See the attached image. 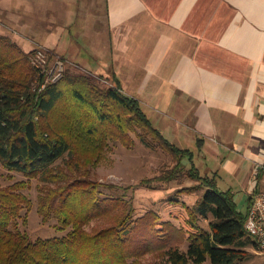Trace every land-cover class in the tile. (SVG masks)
I'll list each match as a JSON object with an SVG mask.
<instances>
[{"label": "trees", "instance_id": "1", "mask_svg": "<svg viewBox=\"0 0 264 264\" xmlns=\"http://www.w3.org/2000/svg\"><path fill=\"white\" fill-rule=\"evenodd\" d=\"M39 49L27 51L0 33V162L8 171L25 176L0 185V264H137L139 255L151 251L146 239L158 218H134L133 204L128 206L124 196L106 195L104 188L112 190L113 186L96 179L91 165L101 160L111 141L135 146L131 133L146 147H160L173 155L175 166L156 179L176 181L179 172L190 166L188 173L200 184L178 191L205 189L195 206L188 208L187 250L175 245L168 248L173 241L169 235V239L161 237L166 244L163 256L171 264L207 260L239 264L249 259L247 248H257L258 242L246 224L255 195L262 191L261 172L255 175L247 211H240L235 191L222 189L216 173L204 174L196 165L194 150L168 140L139 100L123 91L114 74L109 80L68 65L63 77L54 82L33 63ZM46 53L50 66L55 54L49 49ZM96 144L94 154H84ZM34 180L38 181V211L44 221L57 220V229L66 231L62 236L32 240L21 228L20 221H27L23 210L33 206L24 191ZM106 216L113 217L112 223L87 228ZM201 218L208 220L209 229L200 225ZM170 228L182 230L175 225ZM136 239L142 245L135 246Z\"/></svg>", "mask_w": 264, "mask_h": 264}, {"label": "crops", "instance_id": "2", "mask_svg": "<svg viewBox=\"0 0 264 264\" xmlns=\"http://www.w3.org/2000/svg\"><path fill=\"white\" fill-rule=\"evenodd\" d=\"M104 3L108 56L87 62L114 74L153 125L192 145L203 166L221 160L250 192L261 172L264 190V0Z\"/></svg>", "mask_w": 264, "mask_h": 264}, {"label": "rangeland", "instance_id": "3", "mask_svg": "<svg viewBox=\"0 0 264 264\" xmlns=\"http://www.w3.org/2000/svg\"><path fill=\"white\" fill-rule=\"evenodd\" d=\"M92 11L97 13L95 18H91ZM104 13V0H0V33L12 37L27 51L35 48L49 49L64 59L66 67L71 65L77 71L103 74L111 80L108 71L102 73L87 62L93 58L106 59L108 56L110 35L104 30L106 26ZM58 36L59 39L55 42L43 43L47 39L53 40V37ZM131 136L135 139V146L127 148L119 141H111L102 152L101 160L98 163L92 161L91 165L96 179L103 184L113 186L112 190L104 188L106 195H118L119 198L124 196L131 203L127 202L128 206L133 204L134 218L145 216L152 217L155 221L158 218L154 228L148 230L151 231L150 238L146 239L150 244L147 247H150L151 251L139 255L136 258L137 264H171L168 258L163 256L166 244H162L164 243L162 239L171 235L173 241L168 244V248L175 245L182 251L187 250L189 241L185 234L188 235L187 229L189 231L191 229L187 223L188 208L195 206L205 193V189L178 191L183 187H195L200 184V180L192 178L188 173L190 166L183 169V172H179V178L176 181L168 183L166 180L156 179L163 173L166 175V172L175 166L176 161L173 155L160 147H146L134 133H131ZM188 144L179 141L177 146L192 147ZM97 147V144L95 147L92 146L93 149L84 154H94ZM220 161H215L214 165L203 166V162H198L196 159L197 165L204 174L209 171L213 173L216 170L219 171L216 178L219 186L222 189L234 188L238 208L246 212L251 195L249 188L247 190L242 187V182L239 183L238 178L229 175L228 169L221 166ZM21 179H25L22 173L8 171L0 162V185H9ZM37 184L38 181L34 180L31 188L24 191L33 201V206L29 210H23V217L26 216L27 221L25 223L23 220L20 221L21 228L28 232L32 240L39 237L62 236L66 231L57 229V220L44 221L38 211ZM112 218L106 216L95 219L87 228L104 227L112 223ZM199 223L209 229L208 220L201 218ZM170 225L178 227L176 229L182 228L181 232L172 231ZM136 242L135 246L142 245L141 240L139 242L136 239ZM247 250L250 253L249 259L239 264H264V256L257 248L249 246ZM202 264H211V262L207 260Z\"/></svg>", "mask_w": 264, "mask_h": 264}, {"label": "built area", "instance_id": "4", "mask_svg": "<svg viewBox=\"0 0 264 264\" xmlns=\"http://www.w3.org/2000/svg\"><path fill=\"white\" fill-rule=\"evenodd\" d=\"M47 49H39L33 63L42 68L48 74V80L54 82L60 80L66 69L65 61L62 57L54 56L52 65L48 66ZM264 168V164L261 165ZM247 228L258 242L257 249L264 256V190L255 195V200L248 212Z\"/></svg>", "mask_w": 264, "mask_h": 264}]
</instances>
